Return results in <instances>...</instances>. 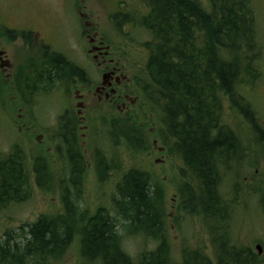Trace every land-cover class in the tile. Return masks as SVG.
Listing matches in <instances>:
<instances>
[{
    "label": "trees",
    "instance_id": "trees-1",
    "mask_svg": "<svg viewBox=\"0 0 264 264\" xmlns=\"http://www.w3.org/2000/svg\"><path fill=\"white\" fill-rule=\"evenodd\" d=\"M145 2L149 11L140 22L150 35L144 45L149 52L146 83L162 102L161 140L178 151L184 165L176 223L182 217H199L211 254L185 245L180 261H171L163 195L152 185L149 172L130 169L122 174L111 200L114 217L101 207L88 213L81 204L83 189L76 178L80 172L71 169L69 182L63 180L59 186L62 212L6 231L0 237V264H51L65 255L75 238L86 264H264V257L239 247V238L233 236L242 216L237 210L242 186L238 170L246 154L249 158L250 144L243 149L223 118L227 100L251 126L264 155V129L243 96L254 89L261 71L262 48L251 0H208L205 7L199 0ZM70 67V76L76 75ZM53 73L56 78L58 69ZM119 124L113 129L115 136L124 138L129 148L149 149L142 133L146 125L136 120ZM40 161L33 158L29 166L19 145L0 158V208L25 203L33 188L51 189L52 179ZM99 165L105 171L114 168L105 162ZM257 184L247 190L248 204L264 213V184ZM124 236L154 241L155 247L132 258L123 246Z\"/></svg>",
    "mask_w": 264,
    "mask_h": 264
},
{
    "label": "rangeland",
    "instance_id": "rangeland-1",
    "mask_svg": "<svg viewBox=\"0 0 264 264\" xmlns=\"http://www.w3.org/2000/svg\"><path fill=\"white\" fill-rule=\"evenodd\" d=\"M83 1L87 10L99 11L96 13L99 29L110 38L112 45H126L128 51H130L128 55L129 62L135 61L138 66L145 67L148 61L146 52L148 49L144 47L143 43L150 40L149 33L143 28L133 29V32L129 35L126 33L120 34L118 30L112 31L109 24L108 11L113 5L112 2L115 1L118 4H124L126 6L124 10L129 12L127 15L130 18L133 20L139 19L141 15L143 17L146 13L142 7L143 1ZM199 1L204 7L208 3V0ZM67 3L69 5V0H67ZM67 3L65 0H0V19L6 21L7 24L9 23L8 25L13 26L15 24L14 22H22L28 17H33L35 19L32 21L38 23V25L46 26L49 24L53 27V30L55 29V32H59L61 37H67L71 24L74 21L73 17L69 16L63 10V6L67 5ZM95 6H99L101 9ZM251 7L254 12L259 42L262 48V55L259 60V69L261 71L260 78L254 89L251 92H243V96L251 102L256 117L264 129V0H251ZM138 11H142V13L140 14ZM64 43L66 49H59L64 53L66 51L76 53L80 47V45L79 47L73 46V41L70 39L65 40ZM3 46L7 51L8 57L12 59L20 60L22 53L26 52L19 41L9 46L3 44ZM79 56L83 59L82 55ZM77 58L73 54L72 59L78 62L79 60ZM56 95L57 92L53 91L48 98H44L38 103L39 106H31V114V110L25 108L19 102H17L19 106L17 105L16 107V98H12L14 95L12 96L11 93L5 91V93L0 94V158L3 155L11 153L15 145H19L25 154L27 163L31 166L33 164V158L36 155L44 153L47 155L48 152H52L50 150L51 148H49L51 145L49 144L50 140L47 135L49 129L48 123L60 114V109L63 105L61 99L55 97ZM71 97V103L75 105L72 92ZM146 102L143 100V103ZM147 103L148 108L135 116V120L139 124L144 123L146 125L142 128V133L146 135L148 143L150 144L149 149L146 151L132 150L128 147L124 138L121 136L118 137V135L117 137L113 136V134H117L113 129L118 124L116 123L119 122L118 120L115 122L111 121L106 113L97 115L96 118L93 117L94 120L91 121L92 128L86 140L87 144L84 147L88 151L85 158L87 163H89L92 153L95 151L100 152L105 156L110 165L114 164V171L104 173L103 181L98 180L94 172L86 171L85 180L82 182L83 194H81V204L88 210V213L94 214L101 207L105 208L108 214L114 216L111 200L115 196V188L122 174L130 169H141L149 172L152 185L159 189L163 195V209L166 217H168L165 223V229L171 261L174 263L180 261L181 251L185 248V245L196 249L200 246L204 248L205 253L210 255L212 251L210 238L199 217L189 219L182 217L178 221L179 224L176 223L175 213L179 197L178 188L182 185L180 184V169L175 164V162L178 163V160L172 158L171 165H160L159 162L155 164V160L159 158V155L153 152L152 143L157 141L161 145L164 144V140H161L160 131L164 132L165 130L163 126H160L161 118L159 111L156 112L154 106L150 102ZM66 104L69 105L67 101ZM72 107L75 108V106ZM223 109L224 122L241 139L242 144H244L242 145L243 149L245 145L250 144L249 158L246 154L248 159H244L242 164L239 165L238 170L242 186L240 187L237 201L239 202L240 208H237V210L240 211L242 216H239L240 223H235L237 228L233 236L234 238H239L237 240L239 247H248L255 251L254 247L260 245L264 252L263 209L261 207L256 209V206L248 204L249 200L247 197V190L252 185L253 187L258 185L257 182L261 185L262 183L264 184L263 151L254 140L255 134L252 132L251 126L241 115L232 110L230 102L226 100ZM18 115H22V118L25 116V119L34 118L39 124L37 125L39 130H34L32 123L24 124L25 127H21V120L17 119ZM19 127H21V130L18 129ZM130 128V126H127L125 130L128 131ZM150 132L152 133L148 135ZM40 134L44 136L36 139ZM84 141L81 140V142ZM150 151H152L151 155L148 154ZM42 162L45 166L49 167V177L52 179L53 186L47 191L33 188L30 199L25 203L13 207L0 208V237L6 231L14 230L15 232L19 227L32 223L41 215L54 216L62 212L59 186L61 181L66 178V174L61 173L62 171H60L59 167L53 166V161L49 160V158L42 157ZM256 201L257 199L254 198L252 203L254 202L256 204ZM123 246L125 251L132 258H135L144 251L148 252L154 249L155 243L150 240L144 241L140 237L124 236ZM51 264H86L81 257L79 239H74L65 255L60 260H56Z\"/></svg>",
    "mask_w": 264,
    "mask_h": 264
},
{
    "label": "flooded vegetation",
    "instance_id": "flooded-vegetation-1",
    "mask_svg": "<svg viewBox=\"0 0 264 264\" xmlns=\"http://www.w3.org/2000/svg\"><path fill=\"white\" fill-rule=\"evenodd\" d=\"M142 1L143 11H149L145 0ZM65 2L67 3V0ZM83 3V0H69V5L67 3L63 6V10L74 19L67 37H61L49 24L38 25L32 21L35 19L33 17H28L22 22H14L13 26L0 19V94L5 91L11 93L14 95L12 98H16V107L19 106L17 103L19 102L25 108H29L32 114L31 106H39L38 103L42 99L48 98L53 91L57 92L55 97L60 98L63 105L60 114L48 123L47 135L52 152H48L47 155L38 154L34 158L39 160L45 157L52 160L53 166L59 167L61 173L66 174L64 179L66 183L69 182L67 179L71 169L80 172L76 178L81 182V186L86 171L94 172L100 181H103L102 173L114 171L113 168L106 171L104 167L100 168V163L109 164L100 152L92 153L89 163L85 158L88 151L84 147L92 128L93 117L106 113L111 121L115 122L117 119L122 121L120 124L116 122L119 126L123 123L132 124L135 116L145 111L148 108L147 102H150L156 112L159 111L160 121H163L162 102L156 100L151 86L146 83L149 79L146 66H138L135 61L129 62L128 47L113 46L110 38L99 29L96 15L99 11L91 9L88 11ZM112 3L108 9L112 31L118 30L120 34L129 35L133 29L143 28L140 22L142 15L139 19L133 20L127 15L129 12L124 10L126 8L124 4L115 1ZM95 7L101 9L99 6ZM67 39L72 40L75 47L80 45L77 54L70 51L61 52L66 49L64 41ZM17 41L26 51L22 53L20 60L9 58L3 46V44L9 46ZM146 52L149 58L148 50ZM73 54L78 57V62L72 59ZM78 54L82 55L83 59ZM70 66L77 70L76 75L70 76ZM55 69H58L56 78L53 77ZM71 92L75 105L71 103ZM143 100L147 102L143 103ZM17 119L21 120V127L32 123L34 130H39L37 127L39 124L34 118L25 119V116L22 118V115H18ZM21 127L18 129L21 130ZM25 130L27 131L26 128ZM43 136L40 134L36 139ZM163 140L164 145L157 141L152 143L153 152L159 155L155 164L159 162L160 165H171L172 158H176L178 163L175 164L180 172L183 171L184 165L178 151L173 149L166 139ZM148 154L151 155L152 151ZM39 163L48 172L49 167L43 165L42 161ZM256 255L264 257V252Z\"/></svg>",
    "mask_w": 264,
    "mask_h": 264
},
{
    "label": "bare ground",
    "instance_id": "bare-ground-1",
    "mask_svg": "<svg viewBox=\"0 0 264 264\" xmlns=\"http://www.w3.org/2000/svg\"><path fill=\"white\" fill-rule=\"evenodd\" d=\"M230 9V8H229ZM215 78V77H214ZM198 89V88H197ZM215 137V136H214ZM215 151V150H214ZM197 156V155H196ZM186 163V162H185ZM196 163V162H195ZM183 173V172H182ZM184 174V173H183ZM191 184V183H190ZM259 192V191H258ZM181 219V218H180ZM180 222H182V221H180ZM188 229V228H187ZM256 252L258 253V254H261L263 251H262V249L260 250V251H258V250H256Z\"/></svg>",
    "mask_w": 264,
    "mask_h": 264
},
{
    "label": "water",
    "instance_id": "water-1",
    "mask_svg": "<svg viewBox=\"0 0 264 264\" xmlns=\"http://www.w3.org/2000/svg\"><path fill=\"white\" fill-rule=\"evenodd\" d=\"M256 249H257L258 251H260V250H261L259 245H258V246H256Z\"/></svg>",
    "mask_w": 264,
    "mask_h": 264
}]
</instances>
